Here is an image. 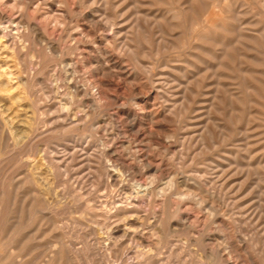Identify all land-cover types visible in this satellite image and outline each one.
<instances>
[{"label": "clouds", "instance_id": "9594fccd", "mask_svg": "<svg viewBox=\"0 0 264 264\" xmlns=\"http://www.w3.org/2000/svg\"><path fill=\"white\" fill-rule=\"evenodd\" d=\"M0 264H264V0H0Z\"/></svg>", "mask_w": 264, "mask_h": 264}]
</instances>
